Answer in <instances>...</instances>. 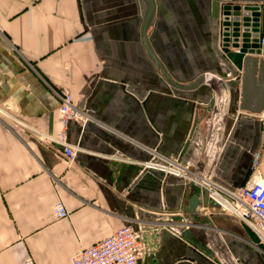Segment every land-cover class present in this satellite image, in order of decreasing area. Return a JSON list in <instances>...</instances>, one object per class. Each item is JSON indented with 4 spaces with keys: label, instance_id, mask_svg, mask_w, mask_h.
Listing matches in <instances>:
<instances>
[{
    "label": "crops",
    "instance_id": "obj_1",
    "mask_svg": "<svg viewBox=\"0 0 264 264\" xmlns=\"http://www.w3.org/2000/svg\"><path fill=\"white\" fill-rule=\"evenodd\" d=\"M212 1L156 0L150 39L171 74L221 82L178 91L141 44L139 0H0V264H71L127 225L136 264H264L258 237L213 201L184 213L202 187L162 170L178 160L238 194L257 160L264 183L263 82L221 57ZM62 88L84 114L67 126L72 163L42 137L59 132Z\"/></svg>",
    "mask_w": 264,
    "mask_h": 264
},
{
    "label": "built area",
    "instance_id": "obj_2",
    "mask_svg": "<svg viewBox=\"0 0 264 264\" xmlns=\"http://www.w3.org/2000/svg\"><path fill=\"white\" fill-rule=\"evenodd\" d=\"M236 75L233 77L235 79ZM53 90L59 99V132L56 137L42 136L50 145L62 148L64 158L72 163L76 150L67 142V126L71 120L84 121V114L72 103L71 94L66 89ZM258 161L251 166V174L238 194L223 191L208 178H204L197 169H190L175 160L162 167V170L199 184L209 193V200L238 218L250 229L264 246V183L259 174ZM55 218L68 217V211L62 201L52 207ZM143 248L141 233L127 225L117 229L109 236L93 245L81 249L71 258V264H136L138 253Z\"/></svg>",
    "mask_w": 264,
    "mask_h": 264
},
{
    "label": "water",
    "instance_id": "obj_3",
    "mask_svg": "<svg viewBox=\"0 0 264 264\" xmlns=\"http://www.w3.org/2000/svg\"><path fill=\"white\" fill-rule=\"evenodd\" d=\"M142 7V19L140 24V39L146 55L153 63L159 78L163 80L172 90L190 91L196 89L202 83L212 82L221 84L220 79L213 75H200L190 83H182L171 74L162 59L155 53L150 39V29L155 25L157 15L156 0H139ZM211 16L218 23V44L224 58L237 71L244 74L257 73L264 87V4L257 3H234L226 0H213ZM211 109L214 104H211ZM187 146V144H186ZM186 148V147H185ZM199 171V168H197ZM209 193L202 189V202L199 203L198 196L193 195L187 204L184 213L194 220L199 213L197 208L200 204L207 207ZM182 217H173L172 220L180 221ZM207 221V218L204 217ZM193 222V221H192ZM195 224L201 227L210 226L201 222ZM194 226L196 232L206 231Z\"/></svg>",
    "mask_w": 264,
    "mask_h": 264
},
{
    "label": "rangeland",
    "instance_id": "obj_4",
    "mask_svg": "<svg viewBox=\"0 0 264 264\" xmlns=\"http://www.w3.org/2000/svg\"><path fill=\"white\" fill-rule=\"evenodd\" d=\"M261 4H263V3H261ZM217 32H218V23H217ZM217 34H218V33H217ZM217 43H218V35H217ZM217 47H218V49H219V51H220L219 44L217 45ZM220 55H221V57H222L223 59H225L221 51H220Z\"/></svg>",
    "mask_w": 264,
    "mask_h": 264
},
{
    "label": "bare ground",
    "instance_id": "obj_5",
    "mask_svg": "<svg viewBox=\"0 0 264 264\" xmlns=\"http://www.w3.org/2000/svg\"><path fill=\"white\" fill-rule=\"evenodd\" d=\"M138 262V261H137Z\"/></svg>",
    "mask_w": 264,
    "mask_h": 264
}]
</instances>
